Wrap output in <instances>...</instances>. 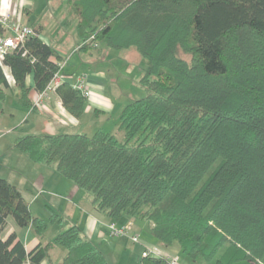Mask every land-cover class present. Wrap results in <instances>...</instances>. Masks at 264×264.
<instances>
[{
	"label": "trees",
	"instance_id": "16d2710c",
	"mask_svg": "<svg viewBox=\"0 0 264 264\" xmlns=\"http://www.w3.org/2000/svg\"><path fill=\"white\" fill-rule=\"evenodd\" d=\"M68 1L79 49L133 46L147 61L139 78L145 95L121 111L123 139L98 129L21 135L14 146L34 163L55 166L99 213L150 220L156 241L177 240L191 260L264 264V0ZM58 61L36 35L3 62L28 105L27 74L42 92ZM56 93L82 116L87 97L79 89L63 81ZM8 217L38 237L53 224L56 235L27 252L15 231L1 237ZM54 242L65 254L52 264H109L78 225L62 227L56 213L34 215L0 176V264H42Z\"/></svg>",
	"mask_w": 264,
	"mask_h": 264
},
{
	"label": "crops",
	"instance_id": "0c3cea01",
	"mask_svg": "<svg viewBox=\"0 0 264 264\" xmlns=\"http://www.w3.org/2000/svg\"><path fill=\"white\" fill-rule=\"evenodd\" d=\"M4 1L5 0L1 1V6H3ZM14 1L17 2L20 22L31 26L34 30L35 28L39 29V38H41L43 42L52 46L57 55L60 56V60L64 61V66L60 73L63 74L65 81L73 86L77 82L79 75L86 74V85L89 91V95L85 101L84 112L80 118H76L64 108L56 91L48 92L43 95L34 90L33 74L29 73L25 78L27 86L31 88L27 95V105L22 100L21 93L15 86V80L9 67L5 64L4 66H0L1 116L5 119V98L8 97L7 93L11 92L14 97L17 98L16 102L19 109L16 108L15 111H18V113L21 114L20 119L24 122L23 127L22 124H20V126H15L17 128L22 127L21 133L17 134L16 137L26 134L42 135L65 132H84L88 134L91 133L90 131L94 133L98 129L111 132L115 135H117V131L121 132L119 129V117L124 106L132 101L133 95L130 93V88L128 89L126 84L127 79L122 80V82H124L123 84L120 82V84H118L114 78L111 77V70H108L109 68L105 69L107 66V60L108 62H113L116 58L112 53V48H108L105 45H98L100 51L97 52L94 51L93 48L89 50L78 49L79 45H53V40L43 34L42 24L31 22L29 19L33 1ZM105 47V50L101 49ZM120 50L124 52L122 53L123 57H125L126 52L136 54L135 51H132L130 48ZM8 110L12 117L16 115L14 110ZM17 128L12 131L16 132ZM6 131H9V129ZM2 133L3 132H0V140H3L5 136ZM27 159L28 157H23L25 164L28 166L30 161ZM36 165L40 168L37 171L34 170ZM25 168L30 169V167ZM2 169L4 170V168ZM26 172L28 173L27 179L23 173L21 175L11 176L8 172L4 173L0 171V176L6 178L12 184L17 186L23 197L28 201L31 212L36 216L39 214L34 212L32 207L34 202H36V200L42 195L45 189L43 185L46 184L47 180H51V182L54 180L56 184L53 185L52 188L55 190L58 189L57 191L61 190L66 195L68 194L66 199L69 201H72V197H77L80 194L79 201L74 203V208L77 213L75 222L66 225L62 219V227H67L72 224L78 225L83 236L92 240L101 249L109 264H137L139 261L138 255L140 251H143L144 243L159 246L165 255L177 257L180 264H204L202 260H191L183 253V255L180 253L178 254L179 251L177 248L170 251L168 247H164L159 241H156L150 232L151 221H145V223H143V218L128 215H122L117 219H111L110 217L99 213L90 203L89 194H81L80 188L70 180L62 177L56 170L55 166L45 163H34L31 165V171L27 170ZM61 184H63V186ZM31 186H33L32 189L38 190L39 193H29V187ZM54 193L57 194V192ZM109 222H114L119 227H125L131 233H138L141 237V242H133L128 237L110 235L107 229V224ZM144 228H147L148 231L146 232ZM12 231H15L17 240L21 241L25 250L29 252L39 242L45 244L52 241L56 235L57 228L55 229L52 238L46 234L38 237L30 225L18 227L13 219L8 217L5 226L1 231V237L6 238ZM125 244H130L136 249L135 259L127 252V248H124ZM53 249L54 246L52 245L47 257L42 260V264H52L62 260L65 254V249L64 252L62 251L60 258H52Z\"/></svg>",
	"mask_w": 264,
	"mask_h": 264
},
{
	"label": "rangeland",
	"instance_id": "374dc122",
	"mask_svg": "<svg viewBox=\"0 0 264 264\" xmlns=\"http://www.w3.org/2000/svg\"><path fill=\"white\" fill-rule=\"evenodd\" d=\"M32 1H33L32 11L30 12L29 19L31 22L42 24L43 34L47 36L49 39L53 40V45L55 44L66 45V46L79 45L80 39L78 37V33L76 29V19L74 18L70 10V5L68 0H32ZM12 2L17 3L14 0H12ZM15 7H16V11L18 12L17 5H15ZM97 45H105V44L100 43ZM129 48L132 49V51H135L136 54H130L126 52L125 57H123L122 53L124 52L122 50L111 49L113 51L112 53L116 56V58L113 62L110 61L108 62L107 60L106 63L107 66L105 69L109 68L108 70H111V75H112L111 77L114 78V80L118 84L120 83L123 84L124 82H122V80L127 79L126 84L128 86V89L130 88L129 91L133 95L132 100H134L136 98H140L145 95V90L143 86L140 84L139 78L147 68V61L143 59L140 54H138L139 52L136 50L135 47L131 46ZM101 49L105 50L106 47ZM177 52L180 56L186 57L181 51L177 50ZM7 95L8 97L5 98L6 101L4 103V106L6 108L5 110L6 112L4 115L5 119L1 116L2 114L0 113V117H1L0 132H3L2 134L5 135L3 140H0V171L4 173L8 172V174L10 173L11 176H17L23 173L27 179L28 173L26 171L27 170L31 171V165H33L34 162H32L25 153L21 152L14 146L15 137L17 136V134L21 133V129L23 127L24 122H22V120L20 119L21 114L18 113V111H15V109L18 108L16 102L17 98H15L11 92H8ZM8 109L14 110V113H16V115L12 117L9 114ZM20 124H22L21 128L15 127L16 125L20 126ZM16 128H17L16 132L12 131ZM7 129H9V131H6ZM90 132L91 133L88 134H92V131ZM116 136L119 139H123L124 138L123 131L121 132L117 131ZM23 157H28L27 160L30 161V164H28V166L25 164ZM25 167H30V169H27ZM35 167L36 168H34V170L36 171L40 169L39 166L37 165ZM2 168H4L5 171ZM55 184L56 182L54 180H52V182L51 180L46 181V184L43 185L45 189L42 195L33 204L32 207L33 211L39 214L37 215L39 218L45 220H47L52 213H56L59 215V217H61L64 220V223L66 225L71 224V222H75L76 220L77 213L74 208L75 207L74 203L79 201L80 194L77 197H72V201H69L68 199H66L68 194L66 195L64 194L63 191L61 190L57 191L58 189L55 190L52 188V186ZM61 185L63 186V184ZM33 186L29 187L30 189L28 191L29 193L32 192V194H34L38 192V190L32 189ZM54 192H57V194H55ZM80 193L85 194L86 191L80 189ZM143 221H144L143 223H145V221H150V220L143 218ZM55 229H56L55 225L48 223L43 231V234H46L47 236H50V238H52ZM144 230L146 232L148 231L147 228H144ZM53 246L54 249L52 250L53 254L51 257L60 258L62 251L64 252V248L56 242H54ZM164 247H168L170 251L177 248L179 251L178 254L179 253L181 255L184 254L177 240H173L171 244ZM124 248H127L126 249L127 252L135 259L136 249L130 244H125ZM138 256H139L138 257L139 261L137 264H140V260L142 259L141 258L142 251H140ZM202 262L204 264H207L204 261ZM234 264H253V263L248 261H241Z\"/></svg>",
	"mask_w": 264,
	"mask_h": 264
},
{
	"label": "built area",
	"instance_id": "2783aa9c",
	"mask_svg": "<svg viewBox=\"0 0 264 264\" xmlns=\"http://www.w3.org/2000/svg\"><path fill=\"white\" fill-rule=\"evenodd\" d=\"M2 1V0H1ZM0 1V66H4V57L6 53L14 51L21 47L23 41L28 36H36L38 33L29 25L21 23L18 12L12 0H5L3 6ZM64 61H58V70L53 74L51 80L46 85L45 89L40 92L43 95L48 92L56 91V88L65 81L63 74L60 73ZM79 89L86 97L89 91L86 85V74L78 76L77 82L73 85ZM107 229L112 236L128 237L131 241L140 243L141 237L138 233H131L125 227H119L114 222L107 224ZM144 257L164 258L165 264H180L177 257L167 256L159 246L154 244H143L142 259L140 264H145Z\"/></svg>",
	"mask_w": 264,
	"mask_h": 264
}]
</instances>
